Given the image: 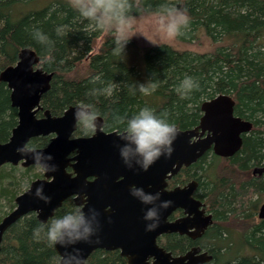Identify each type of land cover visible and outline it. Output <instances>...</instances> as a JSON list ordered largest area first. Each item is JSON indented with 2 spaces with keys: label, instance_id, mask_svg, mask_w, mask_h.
Returning <instances> with one entry per match:
<instances>
[{
  "label": "trees",
  "instance_id": "1",
  "mask_svg": "<svg viewBox=\"0 0 264 264\" xmlns=\"http://www.w3.org/2000/svg\"><path fill=\"white\" fill-rule=\"evenodd\" d=\"M16 1L20 0H0V71L17 61L22 48L33 50L39 57L37 66L52 75L50 87L40 99L43 110L52 115L83 100L100 110L104 130L120 132L124 124L118 122V117L130 116L148 106L158 114L166 111L170 121L186 130L198 124L202 101L218 94L232 98L234 115L252 125L242 135L239 150L228 158L211 154V160H207L205 154L184 168L177 180L196 178L198 197L212 213V226L196 243L211 255V260L204 264H264V220L258 219L254 212L264 195V0H129L132 16L159 14L165 2L186 8L190 20L178 36L192 40L198 27L214 48L205 53H191L166 44L152 47L144 55L143 76L125 64L123 54L113 52L117 36L128 39L113 28L89 26V21L72 6V0H55L18 20L13 18L12 10ZM33 24L54 41L51 50L32 38L29 29ZM58 25H66L63 35H57ZM100 36L103 39L99 50L92 54ZM185 75L196 78L199 88L181 98L175 89ZM149 80L158 82L154 91L142 94L136 90L137 85ZM108 85H114L110 95L91 93L94 88ZM16 121L9 91L0 82L1 141L7 139ZM90 131L77 124L76 133ZM46 142V137H38L29 144L38 148ZM8 168L9 171L0 168V199H4L10 212L20 185L28 187L40 175H30L29 167ZM19 169L23 173L17 177L15 172ZM73 207L70 199L65 200L52 217ZM40 223L34 215L27 214L6 229L0 245V264H55L57 254L46 236L34 238L33 229ZM192 245L195 244L189 239L178 236L161 244L173 255ZM86 262L127 264L117 251L99 249L91 252Z\"/></svg>",
  "mask_w": 264,
  "mask_h": 264
},
{
  "label": "water",
  "instance_id": "2",
  "mask_svg": "<svg viewBox=\"0 0 264 264\" xmlns=\"http://www.w3.org/2000/svg\"><path fill=\"white\" fill-rule=\"evenodd\" d=\"M39 57L29 48H22L17 61L0 71V82L9 90V102L17 111V123L5 142H0V166L9 163L27 167L33 164L30 157H22L17 147L25 145L33 137L52 135L46 146L37 148L51 154L55 172H44L42 178L32 181L28 188L15 197V207L0 221V244L6 229L28 213H34L39 222H46L68 198L77 206L94 208L99 212L100 227L90 242L81 241L74 245L81 249L87 259L97 249L119 250L127 264H204L211 260L206 251L192 248L186 255L173 256L156 242L157 236L167 232L188 233L196 228V236L211 224L205 216L202 204L192 198L195 183L183 187L166 189V179L175 175L181 167L196 162L212 148L214 155L228 158L239 150L242 135L251 130V123L234 115V101L227 94H218L200 104L201 116L191 129L180 130L173 141L170 156H161L147 171L126 167L117 149L121 143L120 133H104L100 124L93 135L71 139L76 129L73 112L76 105L69 106L57 117L48 111L36 118L41 109L40 99L51 81V73L37 66ZM198 140L192 138L201 137ZM72 152L74 156L68 157ZM70 167L71 172L66 168ZM88 178H92L89 180ZM50 199L45 202L35 196L37 186ZM132 185L146 191L161 193V199L170 200L171 205L162 211L159 225L146 230L143 207L130 195ZM175 209L186 214L184 218L168 222L167 217ZM257 218L264 220V201L258 206ZM189 220L195 223L190 224ZM56 254L65 249L53 246ZM70 250V249H69ZM200 252L197 256L196 253ZM194 256V257H193Z\"/></svg>",
  "mask_w": 264,
  "mask_h": 264
},
{
  "label": "clouds",
  "instance_id": "3",
  "mask_svg": "<svg viewBox=\"0 0 264 264\" xmlns=\"http://www.w3.org/2000/svg\"><path fill=\"white\" fill-rule=\"evenodd\" d=\"M72 6L81 17L89 21V26L98 29L109 30L115 27L119 30L135 18L130 15L132 5L129 0H72ZM160 9L158 14L160 26L170 36L178 35L181 29L189 23L190 16L187 9L178 4L165 2ZM65 28L66 25H58L57 35H63ZM29 30L34 40L52 49L54 41L40 27L33 24ZM127 42L128 40H122L117 36L113 52L123 54ZM93 79L98 80L99 77ZM113 87L114 85H108L104 88H94L91 93L110 95ZM157 87V81L149 80L137 85L136 90L142 94H148ZM197 88H199L198 80L193 76L185 75L175 90L183 98ZM167 115L166 111L158 114L155 109L144 106L130 116L117 118L119 123L124 124L119 136L121 143L117 145V149L126 167L147 171L161 156L171 155L178 128L167 118ZM100 116V110L93 103L83 100L77 102L73 112L74 120L85 131H95L100 124L98 121ZM16 151L22 157H30L38 171L55 172L56 165L51 163L52 155L38 150L35 145L25 144L17 147ZM129 192L144 205L142 219L145 222V229L154 230L159 225L162 211L167 209L172 202L161 199L159 191L149 192L136 185L130 186ZM34 194L45 202L50 199L44 194L42 185L37 186ZM99 227V212L96 209L87 208L85 211V207L75 206L62 215L52 217L47 223L41 222L33 229V235L34 238L39 239L41 234H44L50 245L59 244L65 249L63 254L57 255L55 264H87L81 249L74 245L81 241L90 242L97 235Z\"/></svg>",
  "mask_w": 264,
  "mask_h": 264
},
{
  "label": "rangeland",
  "instance_id": "4",
  "mask_svg": "<svg viewBox=\"0 0 264 264\" xmlns=\"http://www.w3.org/2000/svg\"><path fill=\"white\" fill-rule=\"evenodd\" d=\"M54 1L55 0L16 1L13 3L12 7L13 18L18 20L29 12L44 9L48 5L53 4ZM134 17L135 18L132 19L129 24L123 25L119 30L115 27H113V29L118 35L128 39L127 47L122 56L123 61L126 65L134 67L141 76L144 75L145 70L144 55L152 47L166 44L178 50L188 51L191 53H205L211 51L213 48L211 41L198 27L194 32L196 36H194L192 40H182L178 35L170 36L164 31V29L160 26L158 13H149ZM102 39L103 36H100L95 41L93 50L91 51L92 54L98 52ZM4 170L9 171V168L5 167ZM15 173H17L18 177L19 174L23 173V171L19 169ZM29 173L30 175H40L42 172L38 171L33 166ZM25 188L26 185L21 184L16 195L23 192ZM254 199H256V196H253V200ZM263 201L264 195L261 196L254 212H256L259 204ZM8 209L9 208L4 204V199H0V217L9 213ZM232 250L236 251V247H233Z\"/></svg>",
  "mask_w": 264,
  "mask_h": 264
},
{
  "label": "flooded vegetation",
  "instance_id": "5",
  "mask_svg": "<svg viewBox=\"0 0 264 264\" xmlns=\"http://www.w3.org/2000/svg\"><path fill=\"white\" fill-rule=\"evenodd\" d=\"M6 86V85H5ZM9 91V90H8ZM42 97V96H41ZM10 103V102H9ZM41 106V105H40ZM15 109V108H14ZM16 110V109H15ZM45 111H47V110H43V108L41 107V109L36 113V118H41V117H43V115H44V112ZM62 114V112L60 113V114H58V115H52V114H50L49 113V115L51 116V117H57V116H60ZM236 116V115H235ZM16 117H17V111H16ZM100 120H101V127H100V130L102 131V132H104V133H106V134H108V133H111V132H117V133H120L119 131H117V130H111V131H106V130H104V127H103V120L101 119V118H99ZM16 123H17V121H16ZM16 125V124H15ZM195 127V126H194ZM194 127H192V128H194ZM76 130H77V123H76V129H75V131L71 134V136H70V138L71 139H74V138H87V137H90V136H92L93 135V133H94V131H90L89 133H85V132H83V133H76ZM11 131V130H10ZM206 135V133H204L201 137H195V138H192V141L193 140H198L199 138H203L204 136ZM9 136H10V133H9V135H8V137H7V139L9 138ZM38 137H46L47 138V142H46V144L44 145V146H46L47 145V143L49 142V140H50V138L52 137V135H48V136H38ZM38 137H33V138H31L30 140H29V142L32 140V139H35V138H38ZM7 139L6 140H4V141H1L0 140V142H5V141H7ZM29 142L27 143V144H29ZM43 146V147H44ZM38 148H42V147H38ZM74 154H75V152H72V153H70L69 155H68V157H72V156H74ZM205 154H207V156H208V159L209 160H211V154H214L213 153V151H212V148L211 149H209V150H207L203 155H205ZM202 155V156H203ZM201 156V157H202ZM200 157V158H201ZM199 158V159H200ZM222 158V157H221ZM198 159V160H199ZM207 159V160H208ZM197 160V161H198ZM196 161V162H197ZM196 162H194V163H192L191 165H193V164H195ZM191 165H189V166H187V167H185V166H183V167H181L180 168V170L175 174V175H173V176H171L170 178H168V179H166V183H167V185H166V189L167 190H170V189H173V188H175V187H183V186H186V185H188V184H191V183H195V187H194V189H193V192H192V198H194L195 200H197V201H199L201 204H202V206H200V208L199 209H202L203 210V212H204V215L205 216H210L211 217V224H208L200 233H199V235L198 236H196V228L194 227V228H191V229H189L188 230V233L186 234V233H184V234H180V233H178V232H167V233H163V234H161V235H159V236H157V238H156V242H157V244L159 245V246H161V244L163 243V241L165 242V241H167V239H169V238H171V237H175V236H178V237H184V238H186V239H189L190 241H192V243H194L195 245H192L190 248H188L187 250H185L183 253H181V254H177V255H173L172 253V255L173 256H179V255H181V256H183V255H186V253L187 252H189L192 248H194V247H199L200 248V252H204V251H206L205 249H203V248H201L200 246H199V244H196V243H200V241L204 238V236H205V233L207 232V230L212 226V224H213V218H212V213H210V212H208V210H207V208H206V206H205V204H204V202H203V199H201V198H199L198 197V191H197V188H198V181L196 180V178H194V177H188L186 180H183L182 182H180L179 180H177V177H178V175L181 173V171L184 169V168H188V167H190ZM10 166H13V167H18V168H22V169H26V168H32L34 165H30V166H27V167H24V166H22L21 164H20V162L17 164V165H11V164H9V163H5V164H3V165H1L0 166V168L1 167H3V168H5V167H10ZM66 171L67 172H71V169H70V167H67L66 168ZM200 171L198 170V173H199ZM38 178H42V173L40 174V176L39 177H36L35 179H38ZM35 179H33L32 181H34ZM89 180H92V178H88ZM31 181V182H32ZM30 182V183H31ZM29 183V184H30ZM29 184H28V186H29ZM28 187H26V189H27ZM25 189V190H26ZM24 190V191H25ZM23 191V192H24ZM23 192H21V193H23ZM21 193H19V194H21ZM19 194H17L16 196H18ZM15 199V198H14ZM68 199H70L72 202H73V200H72V198H68ZM68 199H66V200H68ZM73 204L75 205V203L73 202ZM14 205H15V202H14ZM62 205V204H61ZM75 206H77V205H75ZM15 207V206H14ZM61 207V206H60ZM258 209V208H257ZM13 210V209H12ZM11 210V211H12ZM57 210V209H56ZM55 210V211H56ZM10 211V212H11ZM54 211V212H55ZM9 212V213H10ZM256 214H257V210H256V212H255ZM8 214V213H7ZM6 214V215H7ZM29 215L30 214H32V215H34L35 216V214L34 213H28ZM54 214V213H53ZM5 215V216H6ZM4 216V217H5ZM186 216V214L183 212V210H181V209H175L173 212H171V214L167 217V221L168 222H174L175 220H178V219H181V218H184ZM3 217V218H4ZM256 217H257V215H256ZM2 220V219H1ZM0 220V221H1ZM189 223L190 224H192V223H195L194 221H191V220H189ZM5 234V233H4ZM4 234L2 235V238H1V242H2V240H3V237H4ZM1 245V244H0ZM162 247V246H161ZM98 250V249H97ZM99 250H102V249H99ZM103 251H108V250H103ZM109 251H117L118 253H119V250H109ZM170 252V251H169ZM200 252H198V253H196L194 256H197ZM207 252V251H206ZM120 255V254H119ZM121 256V255H120ZM193 256V257H194ZM121 257H123V256H121ZM123 258H125V257H123ZM126 259V258H125Z\"/></svg>",
  "mask_w": 264,
  "mask_h": 264
},
{
  "label": "bare ground",
  "instance_id": "6",
  "mask_svg": "<svg viewBox=\"0 0 264 264\" xmlns=\"http://www.w3.org/2000/svg\"><path fill=\"white\" fill-rule=\"evenodd\" d=\"M5 233V232H4Z\"/></svg>",
  "mask_w": 264,
  "mask_h": 264
}]
</instances>
